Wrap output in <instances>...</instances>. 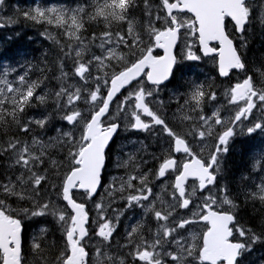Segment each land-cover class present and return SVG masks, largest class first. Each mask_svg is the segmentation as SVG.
Returning a JSON list of instances; mask_svg holds the SVG:
<instances>
[{"label": "snow or ice", "instance_id": "6c2138e0", "mask_svg": "<svg viewBox=\"0 0 264 264\" xmlns=\"http://www.w3.org/2000/svg\"><path fill=\"white\" fill-rule=\"evenodd\" d=\"M0 29L47 41L0 62V264H252L264 0H0Z\"/></svg>", "mask_w": 264, "mask_h": 264}, {"label": "trees", "instance_id": "16d2710c", "mask_svg": "<svg viewBox=\"0 0 264 264\" xmlns=\"http://www.w3.org/2000/svg\"><path fill=\"white\" fill-rule=\"evenodd\" d=\"M10 5H19L21 7H27V5L23 3L21 0H19L15 4H10ZM23 31L25 34L20 37L15 36L12 33L11 29H3V31L0 32V43H2L6 49V55L2 61L14 62L16 60L23 59L24 56H27L28 59H32L33 57L39 58L40 53L43 50V46L47 45V41H43L42 38L38 35V33L32 29H25ZM9 36H12V39H9ZM259 43L260 41L258 39L256 41V44L258 45ZM253 50L257 53V55H259V52L264 51V48H257L254 45ZM33 114L36 115L39 114L38 110L34 109ZM238 147H236L237 149L235 150L236 151L235 153L240 155V159L237 158L238 155H236V158L233 162L227 163V170L230 173L229 176L230 179L232 176H235V178L238 179L240 173L239 170H242V168L236 169L237 166L235 164H237L238 162V163H244L245 165V163L249 160V156H248L249 147H247L246 145H244L243 149L239 145ZM235 153H232L230 157H234Z\"/></svg>", "mask_w": 264, "mask_h": 264}, {"label": "rangeland", "instance_id": "374dc122", "mask_svg": "<svg viewBox=\"0 0 264 264\" xmlns=\"http://www.w3.org/2000/svg\"><path fill=\"white\" fill-rule=\"evenodd\" d=\"M232 151H234V149H232ZM235 152H236V151H234L233 153H235ZM236 155H238L237 158L240 159V155L235 153L234 157H230V158H228L227 163L233 162V161L235 160V158H236ZM241 159H242V158H241ZM235 165L237 166L236 169H237V168L241 169V168H243L244 163H238V162H237V164H235ZM239 171H241V170H239ZM239 171H238V172H239Z\"/></svg>", "mask_w": 264, "mask_h": 264}, {"label": "flooded vegetation", "instance_id": "af4514ba", "mask_svg": "<svg viewBox=\"0 0 264 264\" xmlns=\"http://www.w3.org/2000/svg\"><path fill=\"white\" fill-rule=\"evenodd\" d=\"M195 71H198L197 69H195ZM239 141H240V137H237L236 138V140L232 143V145L234 144V143H239ZM231 145V146H232ZM256 254H258V255H262V254H264V248H261V247H258L257 248V253Z\"/></svg>", "mask_w": 264, "mask_h": 264}, {"label": "bare ground", "instance_id": "6f19581e", "mask_svg": "<svg viewBox=\"0 0 264 264\" xmlns=\"http://www.w3.org/2000/svg\"><path fill=\"white\" fill-rule=\"evenodd\" d=\"M16 1H18V0H16ZM21 1H22L23 3L25 2V0H21ZM1 31H3V29H2ZM1 31H0V32H1ZM0 62H4V61H0ZM37 115H38V114H37ZM251 147L254 148L255 146L252 145ZM114 170H115V169H113V171H114ZM113 174H117L116 171H114ZM253 264H255V263H253Z\"/></svg>", "mask_w": 264, "mask_h": 264}]
</instances>
